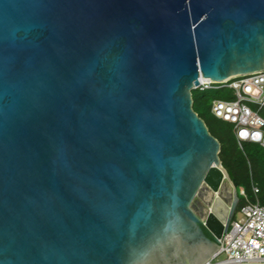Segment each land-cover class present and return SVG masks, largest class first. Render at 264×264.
<instances>
[{
  "label": "water",
  "instance_id": "1",
  "mask_svg": "<svg viewBox=\"0 0 264 264\" xmlns=\"http://www.w3.org/2000/svg\"><path fill=\"white\" fill-rule=\"evenodd\" d=\"M260 71L264 0H0V264L208 263L239 198L192 92Z\"/></svg>",
  "mask_w": 264,
  "mask_h": 264
},
{
  "label": "built area",
  "instance_id": "2",
  "mask_svg": "<svg viewBox=\"0 0 264 264\" xmlns=\"http://www.w3.org/2000/svg\"><path fill=\"white\" fill-rule=\"evenodd\" d=\"M224 89L233 92L234 100L213 101L212 115L231 125L240 147L254 144L264 149V71L222 83L200 77L194 88L200 92ZM253 193H259L255 186ZM240 194L244 195L242 189ZM237 213L240 220L232 218L220 251L206 264H264V206L258 201L246 203Z\"/></svg>",
  "mask_w": 264,
  "mask_h": 264
},
{
  "label": "trees",
  "instance_id": "3",
  "mask_svg": "<svg viewBox=\"0 0 264 264\" xmlns=\"http://www.w3.org/2000/svg\"><path fill=\"white\" fill-rule=\"evenodd\" d=\"M204 93L197 90L192 92L193 110L204 121L210 134L220 143L219 158L222 167L227 171L238 193L239 202L236 213L246 203H253L255 197L264 206V149L254 144H243L240 147L231 125L227 134H222L217 129L223 121L214 116L212 123L206 121L201 107L206 103H210L212 96ZM208 110H210L209 107ZM253 186L259 190L257 195L253 193ZM241 189L244 191V195L240 194Z\"/></svg>",
  "mask_w": 264,
  "mask_h": 264
},
{
  "label": "rangeland",
  "instance_id": "4",
  "mask_svg": "<svg viewBox=\"0 0 264 264\" xmlns=\"http://www.w3.org/2000/svg\"><path fill=\"white\" fill-rule=\"evenodd\" d=\"M194 91L195 90H193V92ZM204 94L212 96L211 102L202 105V107H201L202 109L200 108L202 111H204L205 120L209 121L210 123H212V121L214 120L213 115L211 113V106H212L213 101H215V100H234L233 92H231L230 90H227V89L220 90V91L210 90V91L205 92ZM208 107L210 108V110H208ZM229 126H230L229 124L222 122V125H220V127L217 130L222 134H227ZM208 193L209 192L207 190V187L204 186L201 190L200 196L197 199V202L195 203V205H197V207L202 206L201 212L205 211V204H204L203 199L205 198V195ZM231 194H232L231 187L229 185H225L224 188L222 189V192H221L222 197L227 199V200H230ZM253 197H255V196L253 195ZM240 198H243V197H240ZM255 202H257L256 197H255V200L253 203H255ZM240 218L241 217L238 213H236L235 216L233 217V219H236V220H240Z\"/></svg>",
  "mask_w": 264,
  "mask_h": 264
},
{
  "label": "flooded vegetation",
  "instance_id": "5",
  "mask_svg": "<svg viewBox=\"0 0 264 264\" xmlns=\"http://www.w3.org/2000/svg\"><path fill=\"white\" fill-rule=\"evenodd\" d=\"M201 208H202V206L197 207V205H194V210H195V212H196L198 215H199L200 212H201Z\"/></svg>",
  "mask_w": 264,
  "mask_h": 264
}]
</instances>
